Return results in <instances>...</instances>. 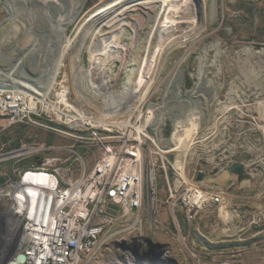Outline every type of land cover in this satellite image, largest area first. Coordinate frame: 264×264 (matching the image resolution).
<instances>
[{
	"label": "built area",
	"instance_id": "obj_1",
	"mask_svg": "<svg viewBox=\"0 0 264 264\" xmlns=\"http://www.w3.org/2000/svg\"><path fill=\"white\" fill-rule=\"evenodd\" d=\"M15 1L0 0V133L27 126L55 140L31 135L16 148L10 142L0 147V239L2 245L16 243L0 264L17 262L18 255L25 256L18 264H240L193 237L200 216L222 209L228 199L223 189L198 181L202 163L209 161L188 160L201 143L204 109L194 106L180 116L164 97L153 100L146 93L139 99L140 90L135 99H122L129 101L127 109L106 111L110 92H97L87 72L100 36L119 27L106 24L109 12L99 19L95 11L82 22L85 0L72 22L62 14L59 33L46 7H9ZM146 19L141 27L124 20L128 44L147 29L149 44L159 40L152 17ZM107 74L111 91L121 92L114 89L112 70ZM76 85L83 95L74 101ZM185 118L187 127L178 123ZM161 176L166 200L159 198ZM155 244L165 245L163 255L155 253Z\"/></svg>",
	"mask_w": 264,
	"mask_h": 264
},
{
	"label": "rangeland",
	"instance_id": "obj_2",
	"mask_svg": "<svg viewBox=\"0 0 264 264\" xmlns=\"http://www.w3.org/2000/svg\"><path fill=\"white\" fill-rule=\"evenodd\" d=\"M18 1L13 5L21 6ZM117 1L88 0L82 22L95 11L96 14ZM217 1L215 20L210 16L211 0H203L201 16L195 23L184 21L175 25L172 34L178 38L171 43L164 40L166 48L161 51L164 53L161 62L156 60L158 41L148 45L151 32L148 29L142 32V38L128 44L120 64L112 70L114 89L121 92H117L111 101L118 100V106L127 109L129 101L122 99H135L142 90L139 99L146 93L153 96V100L164 97L180 116L194 106L204 109L205 117L198 136L201 143L188 157L193 165L198 159H203L216 168L208 173L203 185L222 188L226 172L221 170L229 155L235 158L244 154L252 178L242 185L235 178L228 190L222 188L228 195L226 205L222 209L215 207L204 212L198 219L193 237L209 248L222 246L224 259L231 258L240 264H264V0ZM68 8L63 12L65 15H70ZM163 9L161 3L149 6L148 10L138 6L124 11L123 16L129 24L137 23L141 27L149 20L147 15L155 22V16ZM167 11L165 8L162 17L167 15ZM165 18L156 23V33L162 28ZM114 32L101 35L99 44L104 42V36ZM152 48V53H149ZM145 58L147 63L144 66ZM88 64L86 60L85 66ZM142 65L146 70L143 76L146 82L137 80ZM72 76L69 73L71 81ZM203 78L204 85L198 89L196 85ZM137 81L140 87L134 91ZM107 83L106 80L102 86L103 92L107 90ZM71 94L72 100H80L73 86ZM188 118L178 123L187 127ZM18 128L20 126L7 131L11 141L15 140ZM25 128L27 135H37L38 141L55 140L47 133ZM185 132L188 131L182 133ZM9 142L0 141V147ZM210 179L212 183H209ZM158 182L159 198L166 200L168 195L163 176ZM163 218L168 221L167 211H164Z\"/></svg>",
	"mask_w": 264,
	"mask_h": 264
},
{
	"label": "bare ground",
	"instance_id": "obj_3",
	"mask_svg": "<svg viewBox=\"0 0 264 264\" xmlns=\"http://www.w3.org/2000/svg\"><path fill=\"white\" fill-rule=\"evenodd\" d=\"M202 1L203 0H201V3H200V0L198 1L196 0H119L113 5L109 6L108 8H103V9L98 10L97 13L94 15V17H98L99 19H101L106 12H109L108 22L106 24L107 25L116 24V26L118 25L119 27L117 30H115V32L112 35L104 36L105 37L104 42L102 44H99L97 47V53L95 55V60L93 61V66L87 72V75L89 76V80L92 81V85L95 88V90L101 94H104L101 89H102L103 84L107 80L108 83L106 85L107 86L106 88L110 92L109 98H113L114 96L116 97L117 95L116 92L113 93V91H111V83H110V78H108L109 76L107 74V71L113 70L116 67V65L120 64L124 51L126 50V48H128L127 39H124L125 34H123L122 32V29H123L122 27H125L126 25L124 24V17H123L124 11L134 8L136 6H145L147 4H152V3H161L162 8H164L163 13L165 11V8H167L168 12H167V15H165L166 18L163 21V25L161 24L162 28L159 29L158 33H156V20H155L154 27L152 30L154 31V36L157 34L159 37V40L157 39L159 43V48L157 51H159V53H158V57L156 54L155 56L157 57L156 60L160 61L164 56V53L162 52L161 54V51H164L166 48L165 44L163 43L164 40L165 39L170 40V43H171L178 38L172 34L174 31L175 25L181 22H184V21L195 23V21H197V18L199 19V16H201ZM18 2L21 6H27V7L33 6V8L35 9L46 7L47 8L46 12L48 10L52 16L49 19L53 21V24L57 26V28H60L59 33H62V30L64 31L63 29L64 19L62 18L63 17L62 14L63 12L66 11L67 7L70 8V11H69L70 15L66 14L65 18H68V23H70L73 21V19L76 17L78 12L80 11L81 6L85 4V0H19ZM210 3H211L210 16L212 20H215L218 14V1L211 0ZM16 4L18 5L17 2ZM54 8L55 9L58 8V11L61 13L59 15L60 16L59 20H56V15L58 14L55 15L56 10H54ZM32 14L33 16H36L39 18V12L32 11ZM162 15L163 14L161 13L160 14L161 18H162ZM55 20L59 23H56ZM159 21H161V19ZM136 35H139L138 31L136 32ZM155 41L156 40L152 39L150 43L154 45ZM67 44L69 45L70 42H67L66 45L64 46L63 52H62L63 56L66 53ZM149 45L151 46V44ZM152 50L153 48L151 50L149 49V53H152ZM78 55L79 53L77 54V56ZM147 58L149 59L148 55H147ZM147 58L143 59L144 66L147 63ZM24 64L25 63L22 62L21 67ZM143 65L141 66V70L139 73L140 74L139 79H138L139 82L143 80V76H145V73H146L145 67ZM80 79L81 77H79L78 81H80ZM150 80H151V76L149 78V81ZM138 81H137V84L135 85L134 91L138 90L140 87ZM204 81L205 80L203 78L202 82L198 83L196 87L198 89L202 88L204 85ZM75 90L78 92L79 95H83V92L80 93L78 85H76ZM197 93L198 91L195 92V94ZM117 106H118V100L112 102V104L109 107H106V109H110V111H113ZM185 133H184V138L182 139L183 141L182 144H184V147L186 144V147H187L189 134H185ZM224 178L226 179L228 178L227 173L224 175ZM2 244L3 242L0 239V246ZM4 244L5 245H2L3 247H0L1 259L2 257H6L7 255H9L16 248V243L14 241L13 242L9 241V239ZM1 259H0V263H1Z\"/></svg>",
	"mask_w": 264,
	"mask_h": 264
},
{
	"label": "water",
	"instance_id": "obj_4",
	"mask_svg": "<svg viewBox=\"0 0 264 264\" xmlns=\"http://www.w3.org/2000/svg\"><path fill=\"white\" fill-rule=\"evenodd\" d=\"M196 1H198V0H196ZM200 3H201V0H200ZM239 159H240V157L236 158L235 162H233L230 165L228 171L230 173H232L237 178L238 184L242 185L245 182H250L252 177H251V173L247 170L246 165ZM202 169L204 171H202L198 174V181L206 180V178H207L206 170L212 169V165L203 162L202 163ZM4 181H5V179L1 177L0 182L4 183ZM110 208H114L117 210V207H115L113 205H111ZM109 212L116 215V213L114 211L112 212L111 210H109ZM164 247H165V245H163V244H155L154 245V248L156 249L155 253H158L159 256L163 255L164 254V250H163ZM146 257L148 259L152 258V256L150 254H146ZM24 261H25V256L24 255H18L17 262L14 261L11 264H18V262H24ZM171 262L176 263V261L174 259H171Z\"/></svg>",
	"mask_w": 264,
	"mask_h": 264
},
{
	"label": "trees",
	"instance_id": "obj_5",
	"mask_svg": "<svg viewBox=\"0 0 264 264\" xmlns=\"http://www.w3.org/2000/svg\"><path fill=\"white\" fill-rule=\"evenodd\" d=\"M21 128V129H20ZM18 128V130H15L17 131L16 134V138L15 140H10L11 138V135L8 134V132H5V133H0V141L1 142H9V140L11 141L12 143V147L11 148H16L19 146V144L21 143V140H28V137L31 135H27V130L26 128L23 126V127H20ZM212 248L211 249H214V250H222L223 247L222 246H214L215 248H213V246H211Z\"/></svg>",
	"mask_w": 264,
	"mask_h": 264
},
{
	"label": "crops",
	"instance_id": "obj_6",
	"mask_svg": "<svg viewBox=\"0 0 264 264\" xmlns=\"http://www.w3.org/2000/svg\"><path fill=\"white\" fill-rule=\"evenodd\" d=\"M239 157H240L239 160H241V161L246 165V168H247V170L249 171V164H248L247 157H245L244 154L241 155V156H239ZM226 159L230 160V159H231V155L227 156ZM226 166H227L226 169L224 168L223 170H221V172H226V173L228 174V178L226 179L225 184H224L223 186H222V185H221V186H222L223 189L228 190L229 187H230V185L233 184V182H234V180H235L236 177H234V175L228 171V169H229L230 166H228V165H226ZM207 175H208V174H207ZM207 177H208V176H207ZM209 181H210L209 183H212V179H210ZM234 184H235V183H234ZM205 186H206V185H205ZM207 186H208V185H207ZM208 187H216V186L209 185ZM222 188H221V189H222Z\"/></svg>",
	"mask_w": 264,
	"mask_h": 264
}]
</instances>
